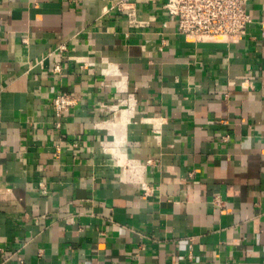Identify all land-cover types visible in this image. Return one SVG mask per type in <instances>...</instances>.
Here are the masks:
<instances>
[{"label":"crops","instance_id":"0c3cea01","mask_svg":"<svg viewBox=\"0 0 264 264\" xmlns=\"http://www.w3.org/2000/svg\"><path fill=\"white\" fill-rule=\"evenodd\" d=\"M117 1L0 0V264H264V0L228 37Z\"/></svg>","mask_w":264,"mask_h":264},{"label":"built area","instance_id":"2783aa9c","mask_svg":"<svg viewBox=\"0 0 264 264\" xmlns=\"http://www.w3.org/2000/svg\"><path fill=\"white\" fill-rule=\"evenodd\" d=\"M249 2L250 0H165L164 8L176 20L181 34L194 37H228L248 33L253 23ZM112 8L126 13V21L130 29H140L150 25L148 19L139 17L137 7L132 0H118ZM58 49L65 50L67 47L61 44ZM83 66H88V63L83 62ZM61 70L60 64H56L54 72ZM79 102L80 98L68 91L59 92L50 99L51 107L57 117H62L64 113L75 109ZM56 125L60 126V122H56ZM39 186L43 193L47 192L44 181H40ZM144 187L147 189L145 185ZM1 190L3 189L0 188V192ZM215 201L222 203L221 195H215Z\"/></svg>","mask_w":264,"mask_h":264},{"label":"bare ground","instance_id":"6f19581e","mask_svg":"<svg viewBox=\"0 0 264 264\" xmlns=\"http://www.w3.org/2000/svg\"><path fill=\"white\" fill-rule=\"evenodd\" d=\"M126 120V119H125ZM118 121V120H117ZM126 122V121H125ZM125 122H122V123H125ZM116 123V122H115Z\"/></svg>","mask_w":264,"mask_h":264}]
</instances>
